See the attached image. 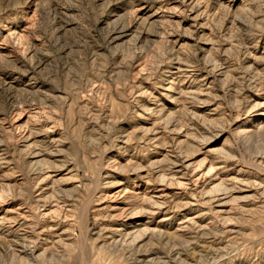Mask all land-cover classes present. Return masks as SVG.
Listing matches in <instances>:
<instances>
[{
  "label": "rangeland",
  "instance_id": "374dc122",
  "mask_svg": "<svg viewBox=\"0 0 264 264\" xmlns=\"http://www.w3.org/2000/svg\"><path fill=\"white\" fill-rule=\"evenodd\" d=\"M0 219V264H264V0H0Z\"/></svg>",
  "mask_w": 264,
  "mask_h": 264
},
{
  "label": "bare ground",
  "instance_id": "6f19581e",
  "mask_svg": "<svg viewBox=\"0 0 264 264\" xmlns=\"http://www.w3.org/2000/svg\"><path fill=\"white\" fill-rule=\"evenodd\" d=\"M45 178V177H44ZM49 179V178H48ZM217 192V191H216ZM226 192V191H225ZM224 194V193H223ZM223 198V197H222ZM214 200V199H213ZM154 206V205H153ZM157 207H158V205H157ZM162 207H160L159 209H161ZM130 216V215H129ZM3 219V218H2ZM2 219H0V222H2L1 220ZM5 221V220H4ZM11 222V221H10ZM14 222V221H13ZM4 223V222H3ZM5 224V223H4ZM16 225V224H15ZM1 226V225H0ZM13 226V225H12Z\"/></svg>",
  "mask_w": 264,
  "mask_h": 264
}]
</instances>
